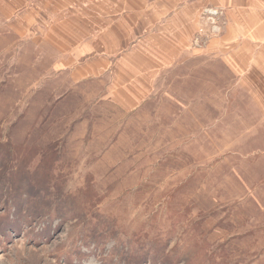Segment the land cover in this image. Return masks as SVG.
Masks as SVG:
<instances>
[{
    "label": "rangeland",
    "instance_id": "obj_1",
    "mask_svg": "<svg viewBox=\"0 0 264 264\" xmlns=\"http://www.w3.org/2000/svg\"><path fill=\"white\" fill-rule=\"evenodd\" d=\"M229 1L0 0V264H264V109L218 51ZM167 48L157 79L125 68ZM60 59L110 66L75 84Z\"/></svg>",
    "mask_w": 264,
    "mask_h": 264
},
{
    "label": "crops",
    "instance_id": "obj_2",
    "mask_svg": "<svg viewBox=\"0 0 264 264\" xmlns=\"http://www.w3.org/2000/svg\"><path fill=\"white\" fill-rule=\"evenodd\" d=\"M228 5L230 6V26L226 29V34H224L222 41H218V51H220V48L225 43L230 45V51L228 53L220 51L222 53V58H224V63L230 67L232 72H234V76H236L237 80L242 82L243 79L238 78H251L252 81L250 79L245 80L247 92L249 95L254 96L255 101L261 99V106L264 109V85L262 88L263 95H261L259 89L260 85L258 84L259 81L264 84V0H240V3L238 0H235L234 2L233 0H230ZM156 32H158V28L157 31L151 33V40L155 41V39H158L157 36H155ZM95 34L96 33H94L95 39L92 43H95L96 41ZM142 36L143 31L138 34L133 33L125 35L126 40H128V42L126 41V45L138 42L139 38H142ZM89 43L86 44L89 45ZM156 47L159 48V45ZM81 51L87 52L86 49H82ZM139 57L133 56L135 62H131L132 64L125 58V61L128 63L125 64V68L130 69V71H133L134 69L137 70L140 73L139 76L147 75L151 65H154L155 70L161 68L158 74L156 73L152 77L144 76L151 80L157 79L166 67L168 68L171 66L168 48L166 55H163L160 58V61L156 60L148 62V65L145 67H141L142 64ZM59 61L61 63L57 65L60 69L66 71L71 69L70 62H67V59H60ZM93 61L94 60H91V63ZM244 61H246L245 65L243 64ZM109 66L110 64H108V66L105 64L102 67H94V63H92V66L83 69V72L78 73V71L75 72L71 69L70 75L72 81L75 84H78L82 83L84 80L93 79L96 76L103 77ZM255 94L258 95L257 99H255Z\"/></svg>",
    "mask_w": 264,
    "mask_h": 264
},
{
    "label": "built area",
    "instance_id": "obj_3",
    "mask_svg": "<svg viewBox=\"0 0 264 264\" xmlns=\"http://www.w3.org/2000/svg\"><path fill=\"white\" fill-rule=\"evenodd\" d=\"M217 29H218V32H219V30H220V28H219V27H218V28H217V27H215V32H217Z\"/></svg>",
    "mask_w": 264,
    "mask_h": 264
}]
</instances>
